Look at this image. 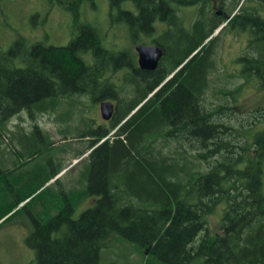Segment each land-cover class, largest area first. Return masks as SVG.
Wrapping results in <instances>:
<instances>
[{
  "label": "trees",
  "instance_id": "16d2710c",
  "mask_svg": "<svg viewBox=\"0 0 264 264\" xmlns=\"http://www.w3.org/2000/svg\"><path fill=\"white\" fill-rule=\"evenodd\" d=\"M49 1L69 12L76 25L67 44L35 42L24 49L17 40L8 49L0 47V155H9L0 160V220L7 216L0 227L20 203L26 201L21 208L31 214L27 206L41 200L45 210L31 214L34 228L25 240L35 250L32 264H100V251L112 234L136 245L145 264H264V128L251 133V142L235 143L232 138L240 133L222 117L233 108L207 106L205 93L215 70L212 47L197 50L209 34L207 23L193 33L183 28L172 11L188 0H107L132 43L165 48L157 68L142 71L134 49L109 50L95 26L77 24L84 0ZM155 17H168L172 26L174 17V35H167L169 29L152 38ZM257 46L264 54V41ZM262 57L259 70L247 68L242 76L258 75L264 87ZM125 67L131 72L121 77L120 86L114 74ZM173 71L174 77L147 98ZM82 96L93 102L115 99L116 108L101 124L84 118L70 125V112L60 115L62 141L86 140L81 149L58 150H74L75 157L86 153L79 177L55 180L51 198L48 187L37 193L68 167L54 154L48 172L9 182L21 160L53 153L56 141L36 120L15 129L7 128L8 120L22 111L32 120L55 113L62 99ZM261 113L257 117L264 118ZM89 198L91 206L74 218ZM136 198L147 204L134 205ZM216 212L217 230L211 233L207 216Z\"/></svg>",
  "mask_w": 264,
  "mask_h": 264
},
{
  "label": "rangeland",
  "instance_id": "374dc122",
  "mask_svg": "<svg viewBox=\"0 0 264 264\" xmlns=\"http://www.w3.org/2000/svg\"><path fill=\"white\" fill-rule=\"evenodd\" d=\"M127 4L135 9L130 2H127ZM116 14L117 11L110 9L107 0H94L92 4L84 0L80 7V17L77 24L95 26L103 40V45L109 50L115 52L126 49L133 50L136 44L131 42L126 24L120 21ZM184 15L187 18V12H184ZM162 31L155 30L152 38L158 36ZM76 32L77 28L71 14L49 0H0V47L4 50L8 49L17 40L23 42L24 49H28L35 42L65 45ZM140 37L145 41L149 40L145 35H140ZM246 43L247 41L244 38L233 36L231 39H226L225 43L220 44L217 51L219 64L209 77V88L205 93L208 107L216 109L220 105L229 104L233 108L226 115L221 116L227 120L226 123L235 128L234 131L240 133L235 134V139L232 138L238 144H241L244 140L251 142V133L257 135L264 128V118L257 117L259 116L257 115L259 109H261V114L264 115V87L260 86L254 76L245 79L242 76L245 69L240 70L242 69L241 66H236L235 61L232 62L234 55L238 53L245 55L249 52ZM88 62L91 63L92 59L89 58ZM124 74H126L125 69H121L114 74V79L120 86H122L121 77ZM236 90L235 93L230 92ZM101 100L93 102L87 96L62 99L55 113H43L33 120L24 111L11 117L6 125L8 129H15V124H22L28 128L36 120L35 122L50 132L56 143L54 144L55 151L53 153H51V150L44 151L36 154L31 159L21 160L20 166L8 174L7 180L13 182L18 178H27L36 171L48 172L50 170L49 158L54 154L57 157H62L63 163L68 166L66 169H70L67 173L62 170L56 174L37 193L48 187L49 191L46 195L51 198L50 194L55 192L57 183H66L70 179L78 178L82 171L86 153L81 157H75L74 150H68L65 154L58 150L71 146L74 149H81L86 145V140L71 137L66 141H62L58 128L63 123L58 119L61 114L70 112V125H77L84 118H92L95 123L101 124L105 121L99 108ZM257 118H259L258 121ZM225 120L223 121L225 122ZM170 144V147L175 149L174 140H171ZM3 147L7 150L6 145ZM8 158L9 155L7 154L0 155V160L5 161ZM81 158L82 160H80ZM204 166V169H206L207 164L204 163ZM11 169L10 167L9 170ZM123 178L127 183L129 174ZM55 180H57V183ZM91 198L85 200L75 210L74 218H77L83 210L91 206L92 203L89 204ZM25 202L20 203L17 207L19 210L0 227V264H32L35 262V250L30 248L25 240L31 233V229L34 228L31 214L34 215L35 210H39L44 206H42L41 200L33 201L26 208L31 211L30 214L21 208ZM132 202L138 206L147 204L138 198ZM43 209L45 210V208ZM3 219L0 220V223ZM207 220L210 232H215L219 221V213L216 212V214L207 216ZM100 264H145V260L136 245L116 234H112L109 239L105 240L100 251Z\"/></svg>",
  "mask_w": 264,
  "mask_h": 264
},
{
  "label": "flooded vegetation",
  "instance_id": "af4514ba",
  "mask_svg": "<svg viewBox=\"0 0 264 264\" xmlns=\"http://www.w3.org/2000/svg\"><path fill=\"white\" fill-rule=\"evenodd\" d=\"M184 12H187V18H185ZM174 13L177 14L176 15L177 17L181 18L182 26L185 30L188 31V33H193L195 28L196 29L199 28L202 25V23L205 22L207 23V25L209 26L208 27L209 34L204 39L203 44L200 45V47L197 50L203 47H205V49L208 47H212L211 59L214 62L215 69L217 68V64H219V55L217 53L218 47L220 46V44L225 43L226 39H231L234 36L235 38L237 37L244 38L247 41L246 46H248L249 52H247L245 55L243 53L242 54L238 53L234 55L232 58V62L235 61L234 64L236 66L240 65L242 68L240 70L247 68H251V70L253 71L259 70L258 67L260 64L258 63V61L261 58V55L263 56L262 58H264V54H262L259 51V48L257 46L259 41H264V0H188V5L176 6L175 11L174 10L172 11L173 15ZM171 18L173 19V20L171 19L173 21V26L171 25L172 22L168 20V17H165V20H161L160 18L155 17L153 21L150 23L151 24L150 29L152 31L163 30L158 34V36L162 35L165 30H169V29H170L169 32H166L167 35L170 33L174 35V17ZM139 34L145 35V32H140ZM145 44L152 45L156 43H145ZM159 46L161 47L163 54L158 62V65L162 62L165 54V48L163 47V45H159ZM191 57L192 55H190V58ZM250 58H251V63L249 62ZM135 60L137 63V67L140 70L142 71L146 70V69H141L139 67L137 52H136ZM187 60L188 59L186 58V61ZM186 61L184 60L182 64H180V66L177 67L176 70L178 71V69L184 63H186ZM262 65H264V62L262 63ZM123 69L126 70V74L129 76V73L131 72L130 68L127 69L125 67ZM146 71H151V70H146ZM253 76L256 78L255 80L258 82L259 81L258 75L256 76L255 74H253ZM173 77H174V71L168 74L160 82L159 86L156 89L158 90L159 88H161L167 81H169ZM156 91L154 90L152 93H150L147 96V98H149ZM102 101L112 102L115 110L116 108L115 99L101 100L100 103ZM138 106H141V104ZM109 120H105L104 122H108Z\"/></svg>",
  "mask_w": 264,
  "mask_h": 264
},
{
  "label": "water",
  "instance_id": "95a60500",
  "mask_svg": "<svg viewBox=\"0 0 264 264\" xmlns=\"http://www.w3.org/2000/svg\"><path fill=\"white\" fill-rule=\"evenodd\" d=\"M135 50L138 55L139 67L146 70H154L163 54L161 47L157 44L147 45L139 43L135 46ZM99 108L103 119L109 120L112 117L114 110L112 102L102 101Z\"/></svg>",
  "mask_w": 264,
  "mask_h": 264
},
{
  "label": "bare ground",
  "instance_id": "6f19581e",
  "mask_svg": "<svg viewBox=\"0 0 264 264\" xmlns=\"http://www.w3.org/2000/svg\"><path fill=\"white\" fill-rule=\"evenodd\" d=\"M135 128V127H134Z\"/></svg>",
  "mask_w": 264,
  "mask_h": 264
}]
</instances>
